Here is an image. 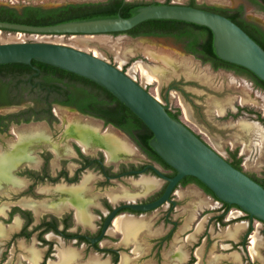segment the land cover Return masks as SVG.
I'll use <instances>...</instances> for the list:
<instances>
[{
    "label": "rangeland",
    "instance_id": "374dc122",
    "mask_svg": "<svg viewBox=\"0 0 264 264\" xmlns=\"http://www.w3.org/2000/svg\"><path fill=\"white\" fill-rule=\"evenodd\" d=\"M67 1L83 0H0V4L20 8L27 3L52 6ZM143 1H158L164 3L167 0ZM169 1L173 4H186L189 0ZM197 3L223 8H235L243 5L245 7L246 18L264 27V15L257 9L252 8L245 0H197ZM22 41H46L64 44L97 55L101 59L125 70V73L145 87L153 96L157 97L162 104H165L164 96L168 93L169 106L172 110L180 111L182 120L195 132L201 135L203 140L211 145L224 158H230L228 153L229 149L237 148L242 157L244 171L249 173H260L264 169V141L253 134L243 132L238 126L239 122L248 119H246L244 115H241L242 119H240L239 116L233 117L232 115L235 114V112H233L235 109L231 110L230 108L234 106L237 101L241 100L243 103L245 101L249 102V107L264 113V93L255 89L251 82L245 77L235 75L233 72L225 70H214L211 65L205 64L189 55H185L180 48L164 39L146 37L131 38L127 35L79 37L0 32V43ZM142 70L149 73L155 81L150 82ZM174 83L178 84L182 91L175 88L169 89L170 85ZM14 110L17 109L0 108V114H6ZM57 110H61L63 114L57 111L59 123L54 126L45 127L43 124L31 125L34 128L24 125L11 126L6 133L0 134V155L9 154L12 148L19 142L24 143L26 152H28L31 140L40 139L43 136H46V138L50 140L52 138L54 141L60 140L59 142H61V140H63V143L69 145V142L63 139L65 137L71 138L66 133L68 121L76 119L81 120V122H86L90 120L77 119L75 117L78 116L77 113L70 109L64 108ZM42 127L46 128L47 135ZM62 130L64 133H62ZM9 146L8 152H1L2 148H8ZM50 146L52 147V144L49 143L47 147ZM93 147L99 148V145L93 144ZM36 148L37 150L41 149V145H37ZM64 151L66 150H63V152ZM96 152L97 150L91 151V153ZM67 153L69 154V152ZM136 154L132 155V157H123V159L131 157L133 159L124 161L133 163L145 161L140 154L134 158ZM52 162H55V160ZM53 170H56L55 165H53ZM91 173L94 174L91 183L92 190L95 194H98L102 191L99 186L103 179L98 173ZM87 176L90 181V176L86 175V177ZM141 177L143 178L141 179ZM141 177L138 181L133 180V178H124L119 181L111 182L109 186L105 188L107 191L105 190L104 192L108 194L110 198L113 196L115 198L118 197L115 204L125 200L121 199V196L125 194H130L124 196L127 200L135 199L144 201L159 190L158 187L161 185V182L157 181L156 187L152 189H145L142 187V182L143 179L147 177ZM3 182H13L17 184L14 177L12 180L5 179ZM3 182H1L0 185ZM15 189L16 188L10 185L5 188H0V208L9 206L13 202V196L16 193ZM45 193L49 198L53 195L49 190H46ZM175 198L180 205L173 212L172 218L178 221L179 226L173 237L163 246L160 257L161 264H175L176 261L173 258V252L177 250H182V252L184 250L189 254V257L192 252L195 257L194 264H264V237L261 233L260 226L256 227L257 221H254L255 228H253L252 231L248 232L247 227L243 228L238 232V237L232 240L226 235L227 228L235 223L230 222L232 220L231 213L226 215L225 222L227 224L223 226L218 225L213 219L220 214V212H218L220 203L204 211L197 210L199 207H202V202L207 200V198L212 202L215 201L211 197L205 195L195 184L189 185L184 189L179 188ZM67 202L69 204L72 203L70 196ZM86 202L90 204L89 200ZM163 209L164 208H159L147 215H143L144 219L142 217L134 218L127 216L128 220L138 228H141V230L144 229V227H148V223L150 224L151 228L149 227L148 230L142 232L138 238L133 237L134 240H131V237H125L123 232V235L117 236V234H115L116 237H112L113 240L117 242V247H126L125 242L129 241L136 243L137 238V244H133L131 248L135 247L134 252L139 256L141 255L139 248L142 250L141 262L139 264H156L154 256L150 253L153 239L156 238L154 235H164L171 229V226H168L163 220ZM235 210L236 209H232V211ZM0 213H3V211L1 210ZM194 216L196 220L198 219L195 223V227L200 220H204L203 228L198 232H195V229L192 230L194 226ZM243 221L247 223L246 220ZM189 226L190 229H188ZM247 232V236L257 232L261 240V242H259L260 240L257 237L258 258H253L252 256L255 255L251 256L249 252L250 237H244ZM188 233L193 234V237L187 240ZM121 236H123V239ZM8 239L9 237H0V251L1 249H6L5 243ZM53 241L56 244L57 250L63 247V241L61 239H53ZM243 242H245L246 246L241 245ZM31 247L39 249L41 245L35 238L31 242L19 241L15 243L8 249L7 264H24L23 259L29 256ZM83 249H85L84 246ZM121 250L123 253L127 254L125 249L121 248ZM86 251V255L75 264L91 263L95 255L89 253V250ZM131 256L134 255L131 254ZM55 260H57V258H55Z\"/></svg>",
    "mask_w": 264,
    "mask_h": 264
},
{
    "label": "flooded vegetation",
    "instance_id": "af4514ba",
    "mask_svg": "<svg viewBox=\"0 0 264 264\" xmlns=\"http://www.w3.org/2000/svg\"><path fill=\"white\" fill-rule=\"evenodd\" d=\"M195 2L197 3V0H195ZM189 4L190 0L184 5L189 6ZM197 4L201 5L199 3ZM251 7L257 9L254 6ZM261 13L264 15V12ZM246 19L249 20L248 18ZM249 21L257 23L252 20ZM152 38L170 41L176 47L180 48V50H182L185 55L196 58L194 54L186 50L184 42L178 41L173 37L159 36ZM250 82L255 89H258L255 87L252 81ZM71 87L72 88H70V91L64 90L65 86H63L62 90L59 91H53L51 88L48 89V92L46 94L47 100L45 103L47 105V108H45L44 110H46L47 115L51 114L56 119V121L48 119L35 120V116H33L28 122L24 120L22 122H15V120H11L8 122L7 126H5V124H2L0 126V134L6 133L11 126L24 125L32 127L31 125L37 124H43L45 125V127L54 126L59 123L58 112L63 114L61 110L58 111L57 109L66 108L77 113L78 116H75L77 119L90 120L86 122L96 123L98 126L100 125L99 128L101 127V132L112 129L111 131L116 132L120 137L126 139L136 148L137 154L134 158H136L140 154V156H142L145 161L138 163L124 161L133 158H116L114 160H110L106 157L105 151L101 146H99V148L102 149L93 147V144L96 143L92 142L89 147L85 149L76 140L75 137L68 134V131H66V133L71 138L65 137L63 139L69 142V145L63 143V140H61V142H59L60 140L54 141L52 140V138L50 140L43 135V137L40 139H32L28 147V152L31 157L29 156L28 152H26V147L24 146L23 142L16 144H23L22 146L25 148L27 158L16 164L10 171V175H12L11 179H13L14 177L17 184L13 182H3L0 185V188H5L9 185L13 188H16V193L13 196V202L9 206L0 208V211H3V213H0V237H9L8 241L5 243L6 249H1L0 251V264L8 263V249H10L11 246L19 241L31 242L34 238L37 239L38 243L41 245V248H39V250L38 248L31 247L29 250V256L23 259L24 264H35L36 259H40L39 264H63V258L61 259V254H63L64 251L66 252V250H72L77 255L76 259L74 261H71L69 264H75L79 260H81L86 255V250H89V253L95 255L90 264H119L121 262L122 256L126 258L127 264H139L141 262L140 258L142 257V250L139 248L141 252V255L139 256L134 252L135 247L131 248V246L133 244H137V238L142 234V232L149 229L150 224L146 222V220H144L146 223H148V227H144V229L141 230V228H138L136 226L132 233L130 232L129 234H125L123 232L125 237H131V240H134L133 237H137L136 243L131 241L125 242L123 240L126 244V247H117V242L114 241L112 237H116L115 234H117V236L123 234L122 231H117V229L114 227V222L121 215H127L134 218H143V215H147L148 213L156 211L159 208H164L163 220L168 226H171V229L164 235H154V237L156 238L153 239L152 248L150 250V253L156 260V264H161L160 257L163 246L170 240L171 237H173L175 231L179 226L178 221L172 218L173 212L180 205L175 198L177 196V191L179 188L184 189L192 184H195L204 192L205 195L211 197L215 201L212 202L214 204L213 206H204L203 201L202 207H199L197 210L204 211L205 209H209L211 207H214L215 204L220 203V209L218 210L220 214L213 218L218 225H222L218 221L219 216L225 213L226 215L228 213H231L232 220L230 222L235 223L229 226L226 230V235L229 239L234 240L236 239V237H238V234L236 235V237H234L228 231L235 225L237 226L238 224L245 222L243 220L247 221L245 228H248V232L252 231L253 228H255L254 221H257L256 227L260 226L261 233L264 237V222H261L257 219L254 220L255 218L251 217L250 219H243L245 217V213L238 207L232 208L236 209L235 211H232V209H228L226 211V208L223 204L224 202H221L217 198L209 195L197 183L189 182L187 184H183L182 181L186 177L175 187L170 195V201L164 203L155 210L146 212H136L130 209H122L108 223L107 228L104 230V225L107 218L114 210H116L121 205L126 203L147 204L157 200L163 194L167 186V181L159 176L155 172V170H158L162 175L166 177H173L176 174L174 173L176 171L174 169L165 168L161 163L149 156L144 147L140 144V138L138 134L139 132H141V129L137 131L138 128L136 129L130 126L121 128L113 123L106 122L104 118L95 116L94 114H92L95 109H92V105H90L87 97L83 96L75 89L76 84L73 83ZM173 88L182 91L181 87H179V85L176 83L171 84L169 87V89ZM258 90L264 93V91L260 89ZM164 101V105L167 107V109L172 110V108L169 106L168 93L165 94ZM248 104L250 103L247 101L243 103V101L240 100L237 101L234 106H229L231 110L235 109V111H233L235 112V114L232 116H239L240 119H242L241 115H244L248 120L243 121L257 123L258 125L260 124L259 126L262 125L261 127L264 128V113L249 107ZM34 105L35 102L31 100L23 102L20 105H0V108L17 109L12 112L0 115L3 116L13 114ZM80 106H83V109H87L89 112L80 110ZM179 119L183 121L181 118V114L179 115ZM72 121L81 120L73 119ZM183 123L185 122L183 121ZM45 127H42V129L46 133L47 130ZM188 127L193 130L190 126ZM62 133H64L63 130ZM195 133L203 140L201 135H199L197 132ZM49 143L52 144V147H47ZM37 145H41V149L37 150ZM9 148L10 146L8 148H2L1 152H8ZM63 150H66L67 152H69V154L66 151L63 152ZM95 150H97L96 153H91V151ZM228 153L230 158L225 159L227 161H231L233 155L236 154V158L241 160L242 171L245 172L249 177L252 178L253 176H263L264 169L260 173H249L244 171V168L242 166V157L239 154L237 148L229 149ZM53 160H55V162H52ZM53 165H55L56 170H53ZM144 169V173H133V171L140 172ZM91 172L98 173L99 176L103 179L99 186L103 192L101 191L100 193L95 194V192L92 190L91 183L94 178V174H92ZM86 175L90 176V181L89 177L87 176L88 179L86 183L83 184V181H85L84 177H86ZM141 176L153 178L161 182V185L158 187L159 190L144 201H138L135 199L127 200L124 196L130 194H125L124 196H121V199L125 200L115 204L118 197L115 198L113 196L112 198H110V196L104 192L106 190L105 188L109 186L111 182L119 181L124 178H133V180L138 181ZM46 190L52 192L53 195L51 198L46 196ZM68 195L70 196V200L72 201L71 204L67 202V200L69 199ZM87 200L90 201V204L86 202ZM81 210L84 211L83 215L80 213ZM225 217L223 219V222H225ZM196 221H198V219L196 220L194 216V226L192 227V230L195 229L194 231L198 232L203 228L204 220H200L195 227ZM258 223H260V225H258ZM188 229H190V226L188 227ZM248 232L244 237H250L249 244L251 246L252 236L255 235L256 238L258 237V239L259 236L257 232H255L253 235L247 236ZM121 237L123 239V236ZM191 237H193V234L188 233L187 240ZM53 239H61L63 241V247L58 248L57 250L56 244ZM69 243L71 244V246ZM241 245L246 246L245 242L241 243ZM83 246L85 247V249H83ZM121 248L125 249L127 251V254L123 253ZM179 251L180 250L173 252V258L176 261L175 264H194L195 257L192 252L191 256L189 257V254L184 250L183 252L182 250L180 252ZM131 254L134 256H131ZM176 254H182V258L176 257ZM258 256L259 255L252 257L258 258ZM55 258H57V260H55Z\"/></svg>",
    "mask_w": 264,
    "mask_h": 264
},
{
    "label": "water",
    "instance_id": "95a60500",
    "mask_svg": "<svg viewBox=\"0 0 264 264\" xmlns=\"http://www.w3.org/2000/svg\"><path fill=\"white\" fill-rule=\"evenodd\" d=\"M95 1L102 0L67 1L52 6L27 3L20 8L0 5L18 10L26 5L49 9L69 3ZM155 19L179 20L209 28L213 33L216 55L220 59L242 66L264 81V50L259 44L229 18L184 4L147 5L138 8L129 18L118 16L43 27L0 21V32L6 30L24 34L87 37L123 33L145 21ZM32 60L86 78L110 92L148 127L153 134L150 146L176 171L173 177H166L155 170L167 181L163 194L147 204L121 205L107 218L104 230L122 209L146 212L170 201L171 193L185 177H194L219 201L234 205L251 218L264 222V187L245 172L235 168L183 121L171 117L167 107L157 97L122 69L95 54L64 44L46 41L0 43V65L11 63L30 65ZM144 171L145 169L133 173Z\"/></svg>",
    "mask_w": 264,
    "mask_h": 264
},
{
    "label": "trees",
    "instance_id": "16d2710c",
    "mask_svg": "<svg viewBox=\"0 0 264 264\" xmlns=\"http://www.w3.org/2000/svg\"><path fill=\"white\" fill-rule=\"evenodd\" d=\"M249 5L264 12V0H245ZM171 4L169 0L164 3L158 1H126V0H102L95 2L69 3L56 8H43L36 5H26L21 9L0 5V21L29 25V26H52L67 22L95 20L103 18H116L121 16L129 18L133 16L137 9L147 5ZM189 6L221 14L247 33L264 50V28L257 23L251 22L245 17V7L222 8L206 4L198 5L195 0H190ZM3 32H13L6 31ZM110 35H127L131 38L138 37H173L178 41L184 42L186 50L195 55L197 59L205 64H211L214 70L224 69L245 77L252 81L256 88L264 91V81L259 79L248 69L226 62L220 59L215 52L212 31L201 25L167 19H155L145 21L133 29L123 33H112ZM125 71V70H123ZM37 73V74H36ZM76 84V90L86 96L92 109V114L104 118L106 122L115 124L118 127L141 129L138 136L140 144L154 160L161 163L165 168L172 169L150 146L153 138L152 132L148 127L123 103L96 83L56 67L32 60L30 65L11 63L0 65V105H20L28 100L34 101L35 105L19 112L0 115V126L15 120V122H28L33 116L35 120L48 119L56 121L51 114H46L45 108L48 89L53 91H70L72 84ZM66 84V85H65ZM80 110L89 112L79 107ZM168 114L179 119L180 111L167 109ZM7 121V122H6ZM130 131V129H129ZM229 162L238 170L242 171L241 160L233 155ZM176 173V172H174ZM257 183L264 187V173L261 177H252ZM195 182L202 187L209 195L216 198L214 194L200 181L194 177H186L182 183ZM226 211L237 208L234 205L223 203ZM226 213L218 217V221L223 222ZM243 219H250L249 214L245 213ZM256 220V219H254ZM251 230V228H250Z\"/></svg>",
    "mask_w": 264,
    "mask_h": 264
},
{
    "label": "bare ground",
    "instance_id": "6f19581e",
    "mask_svg": "<svg viewBox=\"0 0 264 264\" xmlns=\"http://www.w3.org/2000/svg\"><path fill=\"white\" fill-rule=\"evenodd\" d=\"M142 72L145 73V76L150 82L155 81V79H153L149 73L144 70H142ZM238 126L243 132L253 134L264 141V128L259 126L257 123L241 121L239 122ZM66 131H68V134L75 137L85 149L88 148L92 142L98 144L104 149L107 158L110 160L128 156L132 157V155L137 153L136 148L126 139H123L116 132L111 130L101 132L99 126L96 123H83L81 121L70 120L67 123ZM22 145L23 144L15 145L9 154L0 155V183L5 179H11L12 175H10V171L12 168L27 158L25 148ZM87 179L88 177H85L83 184L86 183ZM142 183V187L145 189H152L153 187H156L157 180L145 178L143 179ZM80 213L83 215L84 211L81 210ZM114 227L117 229V231H127L129 229L132 230L133 225L131 222H129V220L126 219L125 216H120L115 220ZM249 249L252 255H258L257 238L254 235L251 238V246ZM120 264H127L126 258L124 256L122 257Z\"/></svg>",
    "mask_w": 264,
    "mask_h": 264
},
{
    "label": "crops",
    "instance_id": "0c3cea01",
    "mask_svg": "<svg viewBox=\"0 0 264 264\" xmlns=\"http://www.w3.org/2000/svg\"><path fill=\"white\" fill-rule=\"evenodd\" d=\"M148 179H153V178H149V177H147ZM203 205L204 206H213L214 204L212 203V201H210V199H207V200H205L204 201V203H203ZM122 216V215H121ZM123 216H125L126 217V219L128 220V217H127V215H123ZM130 222V221H129ZM245 226H246V222H242V223H240V224H238L237 226L235 225L233 228H231L228 232L231 234V235H233L234 237H236V235L238 234V232L241 230V229H243V228H245ZM136 226L133 224V228H132V230H122V232H124L125 234H129L130 232L132 233L133 231H134V228H135ZM255 236V235H254ZM256 237V236H255ZM259 240H260V238H259ZM259 242H261V240L259 241ZM180 252V251H179ZM76 257H77V255L71 250V251H67L66 250V252L64 251L63 252V254H61V259L63 260V264H69L71 261H74L75 259H76ZM123 257V256H122ZM122 257H121V259H122ZM176 257H179V258H182V254L181 255H177L176 254ZM39 261H40V259H36V262H35V264H39ZM121 263V262H120ZM119 263V264H120Z\"/></svg>",
    "mask_w": 264,
    "mask_h": 264
},
{
    "label": "built area",
    "instance_id": "2783aa9c",
    "mask_svg": "<svg viewBox=\"0 0 264 264\" xmlns=\"http://www.w3.org/2000/svg\"><path fill=\"white\" fill-rule=\"evenodd\" d=\"M258 225H260V223H258Z\"/></svg>",
    "mask_w": 264,
    "mask_h": 264
}]
</instances>
